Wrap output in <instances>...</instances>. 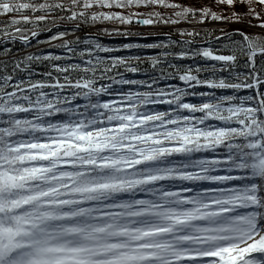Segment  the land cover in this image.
I'll return each mask as SVG.
<instances>
[{"label": "snow or ice", "instance_id": "6c2138e0", "mask_svg": "<svg viewBox=\"0 0 264 264\" xmlns=\"http://www.w3.org/2000/svg\"><path fill=\"white\" fill-rule=\"evenodd\" d=\"M0 264H264V0H0Z\"/></svg>", "mask_w": 264, "mask_h": 264}, {"label": "trees", "instance_id": "16d2710c", "mask_svg": "<svg viewBox=\"0 0 264 264\" xmlns=\"http://www.w3.org/2000/svg\"><path fill=\"white\" fill-rule=\"evenodd\" d=\"M219 11V9H214ZM238 11L243 12L244 8L243 7H238ZM130 11H136V9H131ZM141 12H146L148 11L147 9H140ZM167 15V13H165ZM253 23H258L257 21H253ZM104 27H107L109 30L113 28L120 29L121 31H130L133 33L128 38H125L124 36H101L102 42L105 44H108L110 46H119L121 43L124 42H138V43H152V42H160L163 40L164 42H167L168 40V35L171 34V36L177 38V39H183L181 37H178L176 34V29L171 26L167 25H152V26H140L139 24H136L135 22L131 25H121L118 22H105L103 25ZM182 27L185 28H190L189 25H182ZM224 28L225 30H233V29H242L246 33L248 32H255L258 31L257 29H253L251 27H246L243 24H230V25H225L221 22H214V21H208L204 25L200 26L201 30V38L198 39V43L200 45L203 43L202 38H203V32L204 31H209L212 32L214 36H219L222 35L220 29ZM136 34H140L138 37H133ZM47 34H44L41 38H45ZM201 46H207V45H201ZM219 47V45H217ZM146 55H152L155 54L154 50H149L148 52L145 53ZM133 78L136 79H142L144 78L142 75H136ZM108 99V97H106ZM191 102H199L197 98H190ZM150 109L152 110H165L166 106L164 105H150Z\"/></svg>", "mask_w": 264, "mask_h": 264}, {"label": "water", "instance_id": "95a60500", "mask_svg": "<svg viewBox=\"0 0 264 264\" xmlns=\"http://www.w3.org/2000/svg\"><path fill=\"white\" fill-rule=\"evenodd\" d=\"M134 22H135V19H134ZM137 24V23H136ZM140 26H145V25H141V24H139ZM201 45H204L203 43L201 44Z\"/></svg>", "mask_w": 264, "mask_h": 264}, {"label": "rangeland", "instance_id": "374dc122", "mask_svg": "<svg viewBox=\"0 0 264 264\" xmlns=\"http://www.w3.org/2000/svg\"><path fill=\"white\" fill-rule=\"evenodd\" d=\"M138 36H140V34H136L135 36H133V37H138Z\"/></svg>", "mask_w": 264, "mask_h": 264}]
</instances>
